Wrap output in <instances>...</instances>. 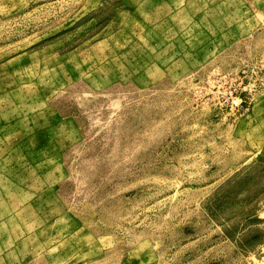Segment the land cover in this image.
I'll use <instances>...</instances> for the list:
<instances>
[{"label":"rangeland","instance_id":"1","mask_svg":"<svg viewBox=\"0 0 264 264\" xmlns=\"http://www.w3.org/2000/svg\"><path fill=\"white\" fill-rule=\"evenodd\" d=\"M0 264H264V0H0Z\"/></svg>","mask_w":264,"mask_h":264}]
</instances>
